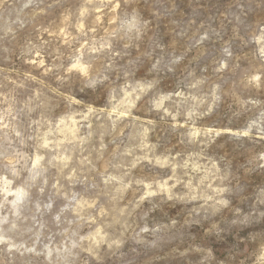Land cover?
Instances as JSON below:
<instances>
[{
  "label": "rangeland",
  "instance_id": "rangeland-1",
  "mask_svg": "<svg viewBox=\"0 0 264 264\" xmlns=\"http://www.w3.org/2000/svg\"><path fill=\"white\" fill-rule=\"evenodd\" d=\"M0 264H264V0H0Z\"/></svg>",
  "mask_w": 264,
  "mask_h": 264
}]
</instances>
